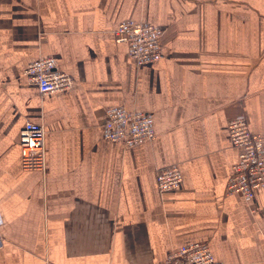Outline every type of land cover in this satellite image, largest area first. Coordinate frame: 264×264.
Here are the masks:
<instances>
[{
	"label": "crops",
	"instance_id": "obj_1",
	"mask_svg": "<svg viewBox=\"0 0 264 264\" xmlns=\"http://www.w3.org/2000/svg\"><path fill=\"white\" fill-rule=\"evenodd\" d=\"M159 26L163 55L137 65L115 30ZM74 80L42 95L28 66ZM152 116L156 137L104 138L108 112ZM264 135V0H0V264H164L208 242L217 264H264V188L228 195L229 123ZM46 130L47 169L24 171L20 132ZM179 166V189L158 174Z\"/></svg>",
	"mask_w": 264,
	"mask_h": 264
},
{
	"label": "built area",
	"instance_id": "obj_2",
	"mask_svg": "<svg viewBox=\"0 0 264 264\" xmlns=\"http://www.w3.org/2000/svg\"><path fill=\"white\" fill-rule=\"evenodd\" d=\"M162 37L163 31L159 26L131 20L121 22L115 30L116 42L127 45L129 57L139 66L157 63L164 57ZM25 75L30 83L37 85L42 95L67 92L74 86L73 78L59 71L53 58L31 63ZM228 132L233 146L239 150V160L233 167L227 193L239 194L251 203L256 192L264 188V135L254 133L245 118L232 120ZM155 137L151 115L130 113L123 107L108 112L104 125L106 140L136 147L151 142ZM19 142L23 170L45 172L47 156L44 127L26 122L20 132ZM157 180L160 192L165 193L179 189L183 175L180 167L175 165L161 169ZM164 264L217 263L208 242L201 241L173 250Z\"/></svg>",
	"mask_w": 264,
	"mask_h": 264
}]
</instances>
